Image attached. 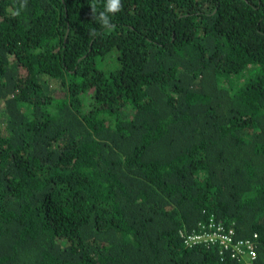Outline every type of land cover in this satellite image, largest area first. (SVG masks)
<instances>
[{
  "label": "trees",
  "instance_id": "16d2710c",
  "mask_svg": "<svg viewBox=\"0 0 264 264\" xmlns=\"http://www.w3.org/2000/svg\"><path fill=\"white\" fill-rule=\"evenodd\" d=\"M119 6L0 0V264H264V0Z\"/></svg>",
  "mask_w": 264,
  "mask_h": 264
},
{
  "label": "built area",
  "instance_id": "2783aa9c",
  "mask_svg": "<svg viewBox=\"0 0 264 264\" xmlns=\"http://www.w3.org/2000/svg\"><path fill=\"white\" fill-rule=\"evenodd\" d=\"M202 229L199 232H194L192 234L182 236L185 238V243L188 247H195L197 245H205L207 247H211L216 244L223 245L225 249L232 248L233 256L239 255L244 257V259H248L250 261H254L257 257L255 246L251 241H240L236 244L233 243V232L226 231V229L213 221H211L208 225L202 226Z\"/></svg>",
  "mask_w": 264,
  "mask_h": 264
},
{
  "label": "clouds",
  "instance_id": "9594fccd",
  "mask_svg": "<svg viewBox=\"0 0 264 264\" xmlns=\"http://www.w3.org/2000/svg\"><path fill=\"white\" fill-rule=\"evenodd\" d=\"M119 0H111L110 11L117 12L119 10Z\"/></svg>",
  "mask_w": 264,
  "mask_h": 264
}]
</instances>
